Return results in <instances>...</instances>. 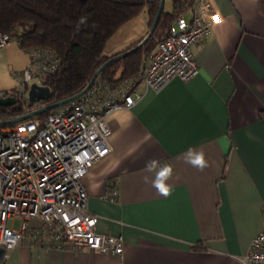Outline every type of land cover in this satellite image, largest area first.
Returning a JSON list of instances; mask_svg holds the SVG:
<instances>
[{
	"label": "crops",
	"instance_id": "0c3cea01",
	"mask_svg": "<svg viewBox=\"0 0 264 264\" xmlns=\"http://www.w3.org/2000/svg\"><path fill=\"white\" fill-rule=\"evenodd\" d=\"M208 1L221 20L192 46L199 73L107 115L111 151L82 179L97 231L122 235L123 254L48 247L29 233L4 264H244L264 231V0ZM147 31V15L135 16L105 52ZM28 63L17 41L0 49V93L19 86ZM189 148L203 153L205 167L187 162ZM165 165L167 194L153 184Z\"/></svg>",
	"mask_w": 264,
	"mask_h": 264
},
{
	"label": "built area",
	"instance_id": "2783aa9c",
	"mask_svg": "<svg viewBox=\"0 0 264 264\" xmlns=\"http://www.w3.org/2000/svg\"><path fill=\"white\" fill-rule=\"evenodd\" d=\"M220 20L210 2L201 0L192 21L179 17L154 51L143 57L136 75L118 85L97 77L80 97L43 117L0 125V264L29 233L48 247L86 246L103 254H123L122 235L97 231L99 216L89 210L82 180L111 151L106 116L133 106L149 88L161 90L174 77H195L199 68L192 46L207 38ZM13 41L18 39L0 32V49ZM28 54V65L17 72L16 90L31 103L30 84H41L43 75L54 73L60 57L46 47ZM241 261L264 264V231L251 240Z\"/></svg>",
	"mask_w": 264,
	"mask_h": 264
},
{
	"label": "trees",
	"instance_id": "16d2710c",
	"mask_svg": "<svg viewBox=\"0 0 264 264\" xmlns=\"http://www.w3.org/2000/svg\"><path fill=\"white\" fill-rule=\"evenodd\" d=\"M171 1L172 11L163 10L149 40L138 50L109 62L98 77L118 85L138 73L144 55L154 51L157 42L167 36L177 19L197 0ZM159 4L160 0H0V32H9L16 37L26 51L46 47L60 57L59 68L40 78L41 84L50 88L49 99L35 104L23 101L16 89L4 92V97L14 96L17 102L0 105V120L16 118L83 91L110 58L145 38ZM140 14L148 17L146 35L121 52L107 54L108 40L123 24ZM51 111L53 109L37 117ZM36 241L41 240L36 238Z\"/></svg>",
	"mask_w": 264,
	"mask_h": 264
},
{
	"label": "water",
	"instance_id": "95a60500",
	"mask_svg": "<svg viewBox=\"0 0 264 264\" xmlns=\"http://www.w3.org/2000/svg\"><path fill=\"white\" fill-rule=\"evenodd\" d=\"M164 6H165V0H160V4H159V7H158V10H157L156 15L154 17L152 25H151V27L149 29V32L145 36V38L140 43L135 45L134 47H132V48H130V49L124 51V52H121L117 56H114V57L110 58L103 66H101L96 71V73L93 75V77L91 78L90 82L88 83V85L85 87V89L83 91L79 92L76 95L68 97L66 99H63L61 101L44 105L40 109L34 110V111L30 112V113L18 116L16 118L7 119V120H0V125H8V124H14V123H18V122L24 121V120L32 118L34 116H38L39 114H41L43 112L55 109V108H57V107H59V106H61L63 104H67L69 102H72L75 99H77L78 97H80L93 84L95 79L100 74L101 69L105 65H107L109 62L113 61L116 58H122V57H124V56H126V55H128V54H130V53H132V52H134L136 50H138L139 48H141L149 40V38L152 36V34L154 33V31H155V29L157 27V24H158V21L160 19V16H161V14H162V12L164 10ZM50 94H51L50 88L48 86L43 85V84H39L37 82H32L30 84V86H29L28 97H29V100L31 102H41V101L48 100L49 97H50ZM16 102H17V100H16V98L14 96H6V97H1L0 98V105H14V104H16Z\"/></svg>",
	"mask_w": 264,
	"mask_h": 264
},
{
	"label": "clouds",
	"instance_id": "9594fccd",
	"mask_svg": "<svg viewBox=\"0 0 264 264\" xmlns=\"http://www.w3.org/2000/svg\"><path fill=\"white\" fill-rule=\"evenodd\" d=\"M186 159L187 162L192 164L193 166H198L200 168L206 166L203 153H197L192 148L188 149ZM156 167L157 163L155 161L148 165L149 170L155 169ZM170 171V168L165 165L158 172H156V179L153 182L154 187H156L158 191L162 190L164 194H167L168 191V189L164 187V182Z\"/></svg>",
	"mask_w": 264,
	"mask_h": 264
},
{
	"label": "rangeland",
	"instance_id": "374dc122",
	"mask_svg": "<svg viewBox=\"0 0 264 264\" xmlns=\"http://www.w3.org/2000/svg\"><path fill=\"white\" fill-rule=\"evenodd\" d=\"M164 9H165L166 11H171V10H172V2H171V0H167V1H166L165 6H164ZM191 14H192V11L189 10V11L186 13V18L188 19V18L191 16ZM149 54H150V53H146V54L144 55V57L147 56V55H149Z\"/></svg>",
	"mask_w": 264,
	"mask_h": 264
}]
</instances>
